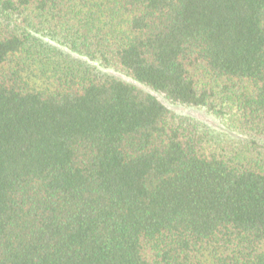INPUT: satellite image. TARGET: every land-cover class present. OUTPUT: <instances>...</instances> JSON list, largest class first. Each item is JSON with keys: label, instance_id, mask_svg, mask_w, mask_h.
<instances>
[{"label": "trees", "instance_id": "trees-1", "mask_svg": "<svg viewBox=\"0 0 264 264\" xmlns=\"http://www.w3.org/2000/svg\"><path fill=\"white\" fill-rule=\"evenodd\" d=\"M0 264H264V0H0Z\"/></svg>", "mask_w": 264, "mask_h": 264}, {"label": "rangeland", "instance_id": "rangeland-1", "mask_svg": "<svg viewBox=\"0 0 264 264\" xmlns=\"http://www.w3.org/2000/svg\"><path fill=\"white\" fill-rule=\"evenodd\" d=\"M40 37L43 40L44 48L56 47L62 50L63 52H66V50L63 47H61L60 44L56 43L55 41L49 40L47 36H40ZM76 58L80 59V57L77 56ZM81 60L84 59L81 58ZM84 61L87 64H89V66L92 68L94 72H97L99 74L114 76L118 79L135 84L142 90L151 93L158 100H160L168 108V110H170L175 115L187 116L195 120H198L199 122H201L203 126L208 128L209 133L212 134L213 136H217L218 138L224 139L225 141H235L236 143L241 138L244 137L237 131L230 129L228 126H226V124L223 123V120L217 118L216 116L208 112L204 107L188 106V105L171 102L167 100L159 92H156L150 87L135 81L124 72L118 71L109 66H104L100 64L98 61L97 62H91L87 60ZM22 76L25 80L28 81V83L32 86L33 89H43L47 87L49 83V80L46 74L44 73V71H41L39 67L36 65H32L30 69L22 72Z\"/></svg>", "mask_w": 264, "mask_h": 264}]
</instances>
